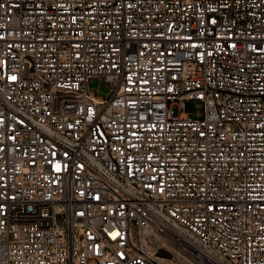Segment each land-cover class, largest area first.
Here are the masks:
<instances>
[{
    "label": "built area",
    "instance_id": "obj_1",
    "mask_svg": "<svg viewBox=\"0 0 264 264\" xmlns=\"http://www.w3.org/2000/svg\"><path fill=\"white\" fill-rule=\"evenodd\" d=\"M0 264H264V0H0Z\"/></svg>",
    "mask_w": 264,
    "mask_h": 264
},
{
    "label": "rangeland",
    "instance_id": "obj_2",
    "mask_svg": "<svg viewBox=\"0 0 264 264\" xmlns=\"http://www.w3.org/2000/svg\"><path fill=\"white\" fill-rule=\"evenodd\" d=\"M89 87H91L97 95L105 96L108 92L106 82L96 76L89 78ZM183 111L192 117H199L202 112V103L199 100H185L183 102ZM172 112L176 113L175 106L172 107Z\"/></svg>",
    "mask_w": 264,
    "mask_h": 264
}]
</instances>
